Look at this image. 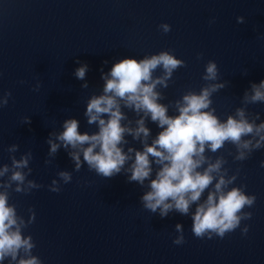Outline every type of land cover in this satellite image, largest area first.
<instances>
[{
  "label": "water",
  "instance_id": "95a60500",
  "mask_svg": "<svg viewBox=\"0 0 264 264\" xmlns=\"http://www.w3.org/2000/svg\"><path fill=\"white\" fill-rule=\"evenodd\" d=\"M237 17L245 23L237 24ZM160 24L170 25L171 31L162 33ZM262 36L264 0H0V96L12 93L0 108V164L10 163L5 149L12 144L19 146L17 159L26 151L33 154L28 179L44 187L29 195L12 193L10 203L17 204L25 220L29 208L35 212L25 234L36 243L33 254L42 264H264V150L243 163L226 157V167L240 168L235 186L246 185V194L255 195L256 202L245 209L252 213L250 220L223 239L211 240L192 235L189 217L172 213L161 219L144 210L143 190L123 173L105 179L86 165L75 172L63 149L44 164L45 141L51 131L62 130L65 119L79 120L81 133L96 130L83 113L89 96L102 90L99 69L108 72L120 59L171 50L187 66L163 90L162 103H167L189 88L198 92L204 65L212 60L218 82H229L212 97L223 120L240 106L250 83L264 80ZM197 54L203 59L198 61ZM77 60L88 65L87 89L73 75ZM37 82L39 91H32ZM248 110L260 112L264 120V104ZM127 115L134 119L133 113ZM24 117L31 123L22 125ZM147 126L153 138L160 131L154 123ZM59 171L71 172L72 180L59 193L50 192ZM178 223L186 241L180 246L172 243ZM245 225L248 232L242 235Z\"/></svg>",
  "mask_w": 264,
  "mask_h": 264
},
{
  "label": "clouds",
  "instance_id": "9594fccd",
  "mask_svg": "<svg viewBox=\"0 0 264 264\" xmlns=\"http://www.w3.org/2000/svg\"><path fill=\"white\" fill-rule=\"evenodd\" d=\"M214 22V18L209 21ZM236 23L244 24V17H237ZM158 28L164 34L171 31L168 24ZM196 59L202 60L203 54H197ZM76 63L80 66L73 75L85 81L81 88L87 89L88 65L78 60ZM186 66L171 50H165L141 59H120L108 72L99 69L102 90L89 96L83 113L87 125L96 130L81 133L79 120L65 119L62 130L51 131L45 141L48 152L44 164H51L63 149L75 172L86 165L89 172L105 179L123 173L128 183L135 182L143 190L140 205L144 210L161 219L172 213L189 217L195 238L223 239L240 228L242 221L251 219L252 213L245 209L256 202L255 195L246 194V185L235 186L240 168L232 171L226 167V157H231L233 163H243L254 152L264 150V120L260 112L248 110L250 105L264 104V80L250 83L240 106L221 120L212 106V97L229 82H218L219 69L212 60L204 65V84L198 92L189 88L179 99L162 103L166 100L163 90L174 83L173 74ZM158 69L160 74L155 75ZM242 75H247V70ZM40 86L37 82L32 91H39ZM11 96V92L0 96V108L8 105ZM128 112L133 113L134 119L129 118ZM149 122L160 129L154 138L147 126ZM30 123L29 117L22 119V125ZM133 143L140 148L130 146ZM225 145H231L234 151ZM18 150L17 144L7 147L10 163L0 164V264H42L33 254L36 243L25 234L35 220V212L29 208L25 220L18 214L17 204L10 203L12 193L29 195L44 187L28 179L32 174V152L26 151L17 159L14 154ZM221 150L222 154L214 155ZM260 167L264 168V160ZM56 177L48 186L53 193H59L61 185L72 180L68 171H59ZM174 231L172 243L183 245V225L176 224ZM247 232L245 225L241 234Z\"/></svg>",
  "mask_w": 264,
  "mask_h": 264
}]
</instances>
